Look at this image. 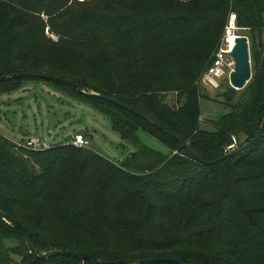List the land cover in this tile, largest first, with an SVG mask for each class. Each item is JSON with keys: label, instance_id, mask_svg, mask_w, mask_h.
<instances>
[{"label": "trees", "instance_id": "1", "mask_svg": "<svg viewBox=\"0 0 264 264\" xmlns=\"http://www.w3.org/2000/svg\"><path fill=\"white\" fill-rule=\"evenodd\" d=\"M233 14L239 31L251 37L253 76L242 90L224 82L227 112L212 122L214 131L203 130L205 90L195 82ZM0 24V37L8 38L0 77L51 75L114 97L180 134L206 161L223 157L242 138L250 142L261 128L264 0H0ZM23 82L49 84L110 117L135 151L118 163L68 140L34 152L0 134V211L37 236L34 253L19 230L0 220V264H81L38 257L59 250L88 255L85 264L152 258L264 264V133L247 151L205 166L148 121L73 86L10 79L0 84V95ZM173 91L178 107L162 96ZM140 131L169 152L143 145Z\"/></svg>", "mask_w": 264, "mask_h": 264}, {"label": "rangeland", "instance_id": "2", "mask_svg": "<svg viewBox=\"0 0 264 264\" xmlns=\"http://www.w3.org/2000/svg\"><path fill=\"white\" fill-rule=\"evenodd\" d=\"M42 17L46 22L48 21L47 17L44 15ZM45 32L55 43L59 42V37L50 34L49 28ZM237 34L247 36V33L240 31ZM262 36L264 39V33ZM248 38L251 42L250 34ZM7 42L6 36L0 37L1 52L6 50ZM201 75L195 84L200 80ZM224 89L225 87L215 92L207 91L209 94L205 93V89V91L202 90L205 95L201 101V128L203 130L214 131L212 122L220 120L227 112L221 103L222 95L225 94ZM178 95L179 92L173 91L163 92L162 96L168 107H178ZM0 134L10 140L27 136L41 137L42 140L58 144L66 140L70 142L75 135L82 134L89 141L92 150L118 163L135 151L133 146L123 142L113 130L110 117L87 105L78 104V101L72 100L66 94L56 92L52 86L42 82H23L16 92L0 95ZM138 135L143 145L162 153L169 152L163 143L146 132L140 131ZM243 143H245V138L237 141L229 148V151Z\"/></svg>", "mask_w": 264, "mask_h": 264}, {"label": "water", "instance_id": "3", "mask_svg": "<svg viewBox=\"0 0 264 264\" xmlns=\"http://www.w3.org/2000/svg\"><path fill=\"white\" fill-rule=\"evenodd\" d=\"M231 57L234 59L235 66H234V71L230 75V84L234 89L242 90L251 81L252 76H253L250 42L247 36H244V35L237 36L236 41H235V46L233 48V51L231 52ZM19 78L43 79L46 81H51V82L59 83V84L66 85V86H73L77 88L78 91L83 95H87L89 97H94V98H100L109 103L117 105L118 107L126 111H129L130 113L142 118L143 120L148 121L152 126L158 128L159 130L163 131L166 135L178 141L182 145V147L185 148L194 157V159H196L198 162H200L201 164L205 166L218 165L222 163L223 161H226L227 159H231L247 151L248 149L252 147L253 144L258 142L263 137V133H264V119H263L261 128L257 136L253 140H251L250 142L244 143L243 145L239 147L231 149L223 157L210 162V161H206L203 158H201L200 155L192 148L189 142H187L180 134H178L177 132L169 128L168 126L162 124L158 120L152 119L146 112L142 111L141 109L137 107L124 104L114 97H109L106 95L96 93L94 91L84 88L83 86L77 83H74L72 81H69L63 78L51 76V75H43V74H38V73H19V74H13V75H4L0 77V84L7 82L10 79H19ZM0 220L10 223L17 230H19L23 234L29 248L34 253H36L33 247V243H32V239L34 240L37 239V236L34 232L29 230L27 227L22 225L20 222L13 219L11 216L1 211H0ZM53 256L72 257V258L78 259L81 264H85L86 261L90 259V257L84 253H77V252L63 251V250L51 251V252L45 253L38 257L42 260H47ZM138 264H187V263H185L179 258H152V259L141 260Z\"/></svg>", "mask_w": 264, "mask_h": 264}, {"label": "built area", "instance_id": "4", "mask_svg": "<svg viewBox=\"0 0 264 264\" xmlns=\"http://www.w3.org/2000/svg\"><path fill=\"white\" fill-rule=\"evenodd\" d=\"M239 28L236 24V15H231L230 21L225 28V32L219 41L215 51L210 57L208 66L202 73L196 85L201 89L210 92L218 91L225 81L230 84V75L234 71L235 62L231 57V52L235 46V41ZM231 85V84H230ZM25 137V136H24ZM17 147L25 148L34 152H44L50 150L58 143L42 140L41 137H25L11 140ZM79 148H90V143L82 134H77L72 141L67 142Z\"/></svg>", "mask_w": 264, "mask_h": 264}]
</instances>
